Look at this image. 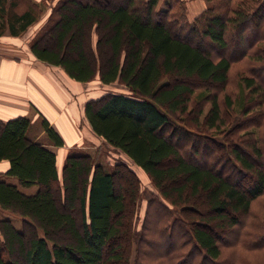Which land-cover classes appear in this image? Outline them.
Here are the masks:
<instances>
[{
	"label": "trees",
	"instance_id": "1",
	"mask_svg": "<svg viewBox=\"0 0 264 264\" xmlns=\"http://www.w3.org/2000/svg\"><path fill=\"white\" fill-rule=\"evenodd\" d=\"M209 1L188 21L173 12L178 0H58L31 42L38 59L78 81L99 75L130 89L91 99L84 111L94 133L132 159L177 209L175 216L164 211L161 255L139 245L137 264H264V219L251 222L253 202L264 196V137L257 131L264 117V0ZM15 3L11 9L2 1L0 36L19 35L37 20L36 4L19 13ZM247 57L251 69L235 97L226 92L230 70ZM236 104L240 112L228 123L225 112ZM30 129L26 116L0 120V161L9 162L0 174L18 179H0V207L25 225L0 218V264L16 257L25 264H131L122 242L135 223L138 173L126 162L107 171L80 151L69 152L60 170L51 146H64L62 136L47 119L50 142L34 140ZM221 130L233 141L217 139ZM201 143L204 153L196 148ZM78 201L82 229L73 212ZM194 202L204 219L189 214Z\"/></svg>",
	"mask_w": 264,
	"mask_h": 264
},
{
	"label": "rangeland",
	"instance_id": "2",
	"mask_svg": "<svg viewBox=\"0 0 264 264\" xmlns=\"http://www.w3.org/2000/svg\"><path fill=\"white\" fill-rule=\"evenodd\" d=\"M2 1L5 3L7 7L11 6L10 7L11 9H12V6H14L12 3L16 2L14 10L19 13L25 11L33 3L37 5L36 7H37L38 15H37L36 22L28 26L25 30L21 31V33L17 35L18 37H15V39H18V40L21 39L22 42L30 46V48H31V42L38 36V34L41 32L43 27L47 24L49 19H51L50 17L53 16L54 14L53 7H55V5L58 2V0H0V6L2 5ZM216 1H219V0H216ZM178 2L179 4L178 3L175 4L173 12L175 13L178 10L181 11L184 15L180 19L185 18L188 21H192V19L196 17L197 15H199L204 9H206L210 5L211 6L213 5V3L209 0H178ZM107 3L110 5H115L116 3H118V0H107ZM5 34H9V33L6 32ZM96 36L97 34L94 35L95 39H96ZM47 40H48V37L44 40V42ZM206 44L207 42L205 40V44L202 43V45L207 46ZM106 57H107V53L106 52L104 53L102 49L101 59L105 60ZM251 62H252L251 59L247 57V58H244L243 60L240 59L233 63L232 68L230 70V80L226 87V92L227 91L230 92L235 97L238 95L239 78L244 72L249 73L248 70L251 69ZM78 86L82 88L83 92L86 93L87 96H92V97H99L110 91H124V92L130 91V89L120 81H116L112 84L103 83L99 75H97L94 79L88 82L79 83ZM201 86H206V85H201ZM206 88L204 87L199 88L198 93ZM226 92L220 91V97L223 98ZM209 108H210V103H207L203 110L204 114L201 116L202 120L204 116L207 114ZM262 108L263 109L258 113H262V116H264L263 115L264 105ZM239 112H240V107L238 104H236V106L234 107L232 112H230V114L228 113V111H226L225 117L227 120L229 119L228 123L230 122V118L236 117L239 114ZM259 119L257 118L255 121L258 122ZM257 124L260 125V122ZM41 131H42V127L40 123H33L32 130L30 131L32 135L38 137ZM257 131L259 132L260 136L264 137V117L261 119V125L258 126ZM92 133L93 132H91V134ZM200 133L204 136L206 135L207 137L210 135L208 131L205 129H203V131H200ZM200 137L203 138L202 136ZM215 137L221 140L222 142H228L227 140H230V139L232 140L231 133L225 134L223 133V131L221 133L217 132V135L215 134ZM196 148L200 149L201 153H204V150H203L204 147L202 143L196 146ZM73 151H75V149ZM78 151L79 150L76 149L77 153ZM190 151L194 152L193 150H190ZM80 152L89 153L90 155H92L95 163L103 164L107 171H111L112 168L115 166V164H117L118 162H126L129 166H131L138 173L140 177V182H141L140 196H139V199L137 200L138 204L135 205V208H134V204L131 206V209L133 208L135 209V216H136L135 221H134L135 223L133 225V231H132V227L130 229V232L128 235L129 239L127 240L126 238L123 239L124 241L122 242L123 244L122 250L126 252L125 254L126 258H128L131 255V264H137L136 255L138 254L137 247L139 245L141 247V251L146 248L148 252H150V250L155 253L159 252V256H160L161 255L160 252L164 250L165 242H166L164 234H163L164 230L167 229L166 224H164L165 222L167 223L165 216H164V211L169 210L173 212V215L175 216L177 209L171 206L169 207V205L161 198L159 191L157 190L155 185L152 183L148 175L144 172V170H142L138 165H136L135 162L132 159H130L124 152L120 151L119 149H114L113 147L108 145V143H106V141L102 137L93 133L91 135L90 140H88V143H86V145L80 149ZM59 159L60 161H58V164L61 170V167L65 161L64 160L65 158L63 159L59 158ZM6 178L10 179V181H12L14 184H18V182H15V178H10V177H6ZM20 187L23 191L27 192L28 194H33L37 191V186H31V187L20 186ZM159 201H161L160 204L158 203ZM61 202H62L61 203L62 208L68 207L67 205H65L63 200ZM161 203H164L165 205L163 206L161 205ZM194 205L197 207V209H195L194 206H192V208L195 210L189 211V214L194 215L197 218L204 219L203 215L206 216V212L203 209V207L197 204V202H194ZM252 210H253L252 211L253 214H252L251 222L264 219V196H262L261 198L253 202ZM161 211H163L162 214H161ZM73 212L77 218L79 228L82 229V211H81L80 201L76 203V206ZM5 217L11 218L13 220V224L15 225L17 229H24L25 225L23 223V219L20 216L13 214L10 211L4 210L0 207V218H5ZM131 218H132V215L130 217V223H131ZM172 221H173V217H171V222ZM28 229L30 230L32 228L29 227ZM165 233H166V230H165ZM1 239L2 237H1V232H0V241ZM67 241L68 239L63 240V242H67ZM69 241H70V238H69ZM147 241H150L152 245H149ZM145 244H148V245H145ZM148 246L150 247V249ZM150 257H154V256H150ZM13 264H25V262L22 258L16 257V258H13Z\"/></svg>",
	"mask_w": 264,
	"mask_h": 264
},
{
	"label": "crops",
	"instance_id": "3",
	"mask_svg": "<svg viewBox=\"0 0 264 264\" xmlns=\"http://www.w3.org/2000/svg\"><path fill=\"white\" fill-rule=\"evenodd\" d=\"M15 37L18 36H0V120L26 116L31 120L30 131L33 123L42 127L38 137L31 132L30 136L47 143L50 141L43 121L49 120L64 140V146H51L60 161L74 149L80 151L90 140L94 131L84 107L87 101L98 97L87 96L78 86L81 81L70 77L60 66L38 59L30 46ZM8 167V160L0 161V173ZM6 177L0 174V179L13 183Z\"/></svg>",
	"mask_w": 264,
	"mask_h": 264
}]
</instances>
